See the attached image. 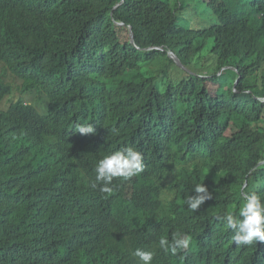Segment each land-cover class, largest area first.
<instances>
[{
	"label": "trees",
	"instance_id": "trees-1",
	"mask_svg": "<svg viewBox=\"0 0 264 264\" xmlns=\"http://www.w3.org/2000/svg\"><path fill=\"white\" fill-rule=\"evenodd\" d=\"M121 1L0 0V264H264L222 219L264 198V0ZM128 147L143 172L101 193L97 162Z\"/></svg>",
	"mask_w": 264,
	"mask_h": 264
},
{
	"label": "clouds",
	"instance_id": "clouds-1",
	"mask_svg": "<svg viewBox=\"0 0 264 264\" xmlns=\"http://www.w3.org/2000/svg\"><path fill=\"white\" fill-rule=\"evenodd\" d=\"M118 6L116 5L115 8ZM117 23L123 24V22ZM76 131L80 134L95 133L94 127L90 124H78ZM143 170L142 154L135 148L128 147L114 151L111 154L105 155L97 162L94 169L95 181L93 187L99 185L100 192L110 196L114 191V178L128 179L139 175ZM192 191L194 195H190L186 201L191 211H197L202 204L212 199V194L205 184L196 183ZM236 215L238 218L234 217V214L229 211L222 217L225 222V228L234 232V235L231 237V243H235L237 246H252L264 242V198L255 191H250L246 195L242 192L241 202ZM189 244L190 239L181 236L179 233L174 234L171 243L164 238L159 240V246L165 252L170 251L173 255L178 250L188 248ZM133 255L138 257L142 264H151L154 252L137 248Z\"/></svg>",
	"mask_w": 264,
	"mask_h": 264
},
{
	"label": "rangeland",
	"instance_id": "rangeland-1",
	"mask_svg": "<svg viewBox=\"0 0 264 264\" xmlns=\"http://www.w3.org/2000/svg\"><path fill=\"white\" fill-rule=\"evenodd\" d=\"M177 71L179 72H182L180 71L179 69H177L176 67H174ZM180 68V67H179ZM181 69V68H180ZM171 70V68H170ZM202 70V73L204 75H206V69H201ZM34 92V91H33ZM33 92H29V93H26L23 95V99L26 100V101H31L32 103L36 104L37 107L39 108L40 111H45V108H46V100L45 98L43 97H39L36 93H33ZM18 96L14 97L13 99H16ZM7 103L10 102V99L9 100H6ZM5 107V104H2L0 105V108H4Z\"/></svg>",
	"mask_w": 264,
	"mask_h": 264
},
{
	"label": "water",
	"instance_id": "water-1",
	"mask_svg": "<svg viewBox=\"0 0 264 264\" xmlns=\"http://www.w3.org/2000/svg\"><path fill=\"white\" fill-rule=\"evenodd\" d=\"M121 3V2H120ZM119 3V4H120ZM118 4V5H119ZM117 5V6H118ZM129 30H130V40H131V42L133 43V44H135V41H134V32H133V30H132V28H131V26H129ZM161 49H164V47H160ZM168 52V55L171 57V58H173V60L180 66V67H182L183 69H186V67H185V65L181 62V60L179 59V57L173 52V51H171V50H168L167 51Z\"/></svg>",
	"mask_w": 264,
	"mask_h": 264
},
{
	"label": "bare ground",
	"instance_id": "bare-ground-1",
	"mask_svg": "<svg viewBox=\"0 0 264 264\" xmlns=\"http://www.w3.org/2000/svg\"><path fill=\"white\" fill-rule=\"evenodd\" d=\"M122 2H123V0L121 1V3H122ZM121 3H120V4H121ZM117 5H118V4H117ZM171 51H172V50H171Z\"/></svg>",
	"mask_w": 264,
	"mask_h": 264
}]
</instances>
